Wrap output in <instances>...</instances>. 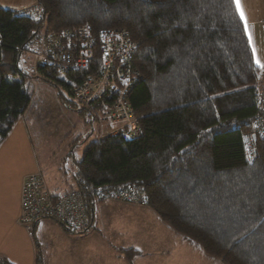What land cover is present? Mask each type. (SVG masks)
Segmentation results:
<instances>
[{
	"label": "trees",
	"instance_id": "obj_1",
	"mask_svg": "<svg viewBox=\"0 0 264 264\" xmlns=\"http://www.w3.org/2000/svg\"><path fill=\"white\" fill-rule=\"evenodd\" d=\"M33 3L38 20L0 7V145L30 104L24 86L30 74L20 63L34 39L85 26L92 35L125 31L138 45L128 100L139 135H98L74 162L68 188L50 190L45 180L52 194L77 192L87 213L81 233L57 225L82 235L97 205L120 202L113 193L139 186L145 206L120 203L151 210L194 253L217 264H264V142L255 139L251 164L243 145L263 114L264 65H256L234 0ZM94 63L97 68L100 56ZM32 70L48 83L58 75L35 61ZM83 75L65 76L69 97Z\"/></svg>",
	"mask_w": 264,
	"mask_h": 264
},
{
	"label": "built area",
	"instance_id": "obj_2",
	"mask_svg": "<svg viewBox=\"0 0 264 264\" xmlns=\"http://www.w3.org/2000/svg\"><path fill=\"white\" fill-rule=\"evenodd\" d=\"M25 14L38 20L40 10L28 9ZM137 46L125 31H103L92 35L90 27L83 26L34 39L26 50L31 52L37 65H43L58 75H80L85 72L79 83L70 89L71 100L102 127L100 137L119 135L123 140H132L139 135L128 100L137 80L130 66ZM95 56H100L97 68H94ZM259 104L263 114L255 119L251 134L243 138L245 159L250 164L257 156L255 139L264 142V69ZM113 198L138 206H145L148 202L139 186L121 189L113 193ZM86 214L77 192L52 194L40 171L24 177L17 218L20 226L31 231L35 224L47 220L59 224L70 233H81L88 225Z\"/></svg>",
	"mask_w": 264,
	"mask_h": 264
},
{
	"label": "crops",
	"instance_id": "obj_3",
	"mask_svg": "<svg viewBox=\"0 0 264 264\" xmlns=\"http://www.w3.org/2000/svg\"><path fill=\"white\" fill-rule=\"evenodd\" d=\"M33 5V0H0L1 8L16 11H26ZM241 7L247 16V26L255 29V32L259 31L262 38L264 1L261 3L260 0H242ZM25 129L24 113L0 145V256L3 257L0 259V264L1 261L9 264H36L38 258L40 264H43L44 261L47 263L51 254L47 249L44 252V249L41 248L44 230L60 228L56 223L45 220L35 224L34 230L32 228L29 231L17 222L20 213V188L22 179L27 174L21 172L8 174L7 170L14 160H18L19 153L20 156L22 154L23 146H25ZM14 135L19 140L17 144L9 141ZM7 145L8 147H6ZM74 162L75 160L71 167L70 164L67 165L70 167V172L73 170ZM62 174L51 177L50 184L48 179L46 180L50 190L58 191L70 186L71 173L68 176ZM6 187H8L7 190L9 189V195L4 197ZM36 233L39 238L36 237ZM82 236L89 243L99 240L102 250L116 249L120 255L118 257L125 264H158L159 261L164 264H192L194 260L199 264H217L194 253L179 237L164 227L148 208L116 201L105 202L95 207L91 214L88 230ZM164 241L167 244H164ZM91 252V249H86L80 257L86 256V259L89 260ZM105 257L103 256L101 260H106ZM142 260L145 261L140 263Z\"/></svg>",
	"mask_w": 264,
	"mask_h": 264
},
{
	"label": "rangeland",
	"instance_id": "obj_4",
	"mask_svg": "<svg viewBox=\"0 0 264 264\" xmlns=\"http://www.w3.org/2000/svg\"><path fill=\"white\" fill-rule=\"evenodd\" d=\"M260 1L263 3L264 0ZM241 2L242 0H240ZM242 11L244 13L243 9ZM244 16L246 19L247 16L245 14ZM246 22L248 23V20ZM247 25L246 29L254 60L257 66L263 67L264 38L263 36L261 38L259 31L255 32V29ZM42 34L41 31L40 35ZM33 61L32 55H22L20 65L30 74L24 82L25 90L30 96V104L25 112V146L22 145L24 149H22L21 156L19 153L18 160H14L13 164L9 165L7 173L18 174L21 172L28 175L40 171L44 180L48 179L50 184L52 182L51 177H56L62 173V175L67 174V176L70 174L69 170L73 160L80 161L87 145L98 139L102 127L98 126L96 122H91L89 116H80L78 111L81 107L75 103V106L71 104L73 101L62 85V83L70 85V80L64 75L54 76L55 83L34 78ZM257 61H259V65ZM9 141L17 144L19 140L14 135ZM21 158L22 161L20 162ZM68 164L70 167L67 166ZM7 188H5L4 197L9 195ZM58 229L55 227L44 230L41 248L44 249V252L47 249L51 258L47 263L44 261L43 264H125L118 257L120 255L116 249L113 250L112 248V251L102 250L99 246L101 243L99 240L89 243L82 235L67 234L61 228ZM36 234V237L39 238L38 233ZM104 244L106 243L104 242ZM164 244H167L166 241ZM86 249L92 250L89 253V260L86 259V256L80 257ZM103 256H106V260H101ZM2 258L0 256V259ZM144 261L142 260L140 263ZM3 262L1 261V263ZM158 264H164V262L159 261ZM192 264L199 263L194 260Z\"/></svg>",
	"mask_w": 264,
	"mask_h": 264
},
{
	"label": "snow or ice",
	"instance_id": "obj_5",
	"mask_svg": "<svg viewBox=\"0 0 264 264\" xmlns=\"http://www.w3.org/2000/svg\"><path fill=\"white\" fill-rule=\"evenodd\" d=\"M234 3H235V6H236V9L237 11L240 13V17L242 20L245 21V25H247V22H246V19H245V16H244V13L241 9V3H240V0H234ZM247 30V29H246ZM257 64L259 65V61H257Z\"/></svg>",
	"mask_w": 264,
	"mask_h": 264
},
{
	"label": "water",
	"instance_id": "obj_6",
	"mask_svg": "<svg viewBox=\"0 0 264 264\" xmlns=\"http://www.w3.org/2000/svg\"><path fill=\"white\" fill-rule=\"evenodd\" d=\"M255 138V137H254Z\"/></svg>",
	"mask_w": 264,
	"mask_h": 264
}]
</instances>
